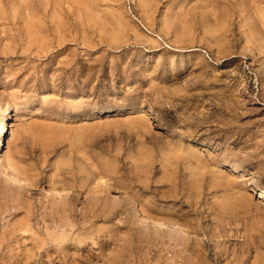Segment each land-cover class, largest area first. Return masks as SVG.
I'll return each instance as SVG.
<instances>
[{"label":"rangeland","instance_id":"1","mask_svg":"<svg viewBox=\"0 0 264 264\" xmlns=\"http://www.w3.org/2000/svg\"><path fill=\"white\" fill-rule=\"evenodd\" d=\"M204 1L0 0V264H264V0Z\"/></svg>","mask_w":264,"mask_h":264},{"label":"bare ground","instance_id":"2","mask_svg":"<svg viewBox=\"0 0 264 264\" xmlns=\"http://www.w3.org/2000/svg\"><path fill=\"white\" fill-rule=\"evenodd\" d=\"M204 1V0H203ZM209 1V3H210V0H208ZM205 2V1H204ZM213 2V1H212ZM207 3V2H206ZM148 6V5H147ZM207 7V6H206ZM256 9H257V7H256ZM262 10V9H261ZM6 12V11H5ZM244 12V11H243ZM253 12H255V11H253ZM215 13H216V11H215ZM215 13H214V16H215ZM223 13V12H222ZM263 13H264V11H263ZM226 14V13H225ZM210 15H211V13H210ZM218 15V14H217ZM229 15V14H228ZM256 15V14H255ZM259 15H262V14H260L259 13ZM187 15H185V17H186ZM208 16V15H207ZM184 17V15H183V20L181 19V23H182V21L183 22H186V20L184 19L185 18ZM225 17V16H224ZM226 17H227V14H226ZM248 17V16H247ZM259 17V16H258ZM261 17V16H260ZM207 18V17H206ZM209 18H211V17H209ZM214 18V17H213ZM218 18V17H217ZM216 18V19H217ZM221 18V17H220ZM264 18V17H263ZM262 18V19H263ZM188 19V18H187ZM212 19V18H211ZM223 19V18H222ZM226 19V18H225ZM227 19H228V17H227ZM246 19V18H245ZM250 19V18H249ZM207 20V19H206ZM205 20V21H206ZM224 20V19H223ZM246 20H248V19H246ZM259 20V19H258ZM208 21V20H207ZM211 21V20H210ZM209 21V22H210ZM217 21V20H216ZM220 21H221V19H220ZM227 21V20H226ZM226 21H223V24L224 25H227V24H225V23H227ZM250 21V20H249ZM190 22V21H189ZM209 22H205V23H207L208 24V27L210 26L209 25ZM212 22V21H211ZM214 22V21H213ZM225 22V23H224ZM232 22V21H231ZM260 22H262L261 20H260ZM180 23V24H181ZM215 23V22H214ZM245 22L243 21V24H244ZM249 23H251V22H249ZM263 23H264V20H263ZM183 24H185V23H183ZM211 24V23H210ZM217 24H218V26H219V23L217 22ZM222 24V23H221ZM221 24H220V28L219 29H221ZM248 24V23H247ZM246 24V25H247ZM257 24H259V23H257ZM188 25H190V23L188 24ZM212 26H214L213 25V23L211 24ZM216 25V24H215ZM245 25V26H246ZM262 25V24H261ZM180 26V25H179ZM264 26V25H263ZM262 26V27H263ZM187 26H185V28H186ZM211 27V26H210ZM225 27V26H224ZM224 27H222V29L224 28ZM247 27H248V25H247ZM254 27H256V26H254ZM260 27V26H259ZM178 28H180V27H178ZM184 28V27H183ZM182 28V29H183ZM206 28V30H207V26L205 27ZM251 28V27H250ZM250 28H248V29H250ZM258 28V27H257ZM212 29V28H211ZM218 29V30H219ZM186 30V29H185ZM184 29L183 30H181V31H179V32H182L183 33V31H185ZM208 30H210L209 28H208ZM213 30V29H212ZM215 30H217V27H216V29ZM224 30H225V28H224ZM224 30H222L223 32H224ZM256 31H258V30H256ZM186 32V31H185ZM219 33H220V31H218ZM250 32H252V31H250L249 30V33ZM263 32V31H262ZM190 33V32H189ZM215 33H217V32H215L214 31V34ZM179 35L180 33H176V35ZM185 34H187V35H189L187 32L185 33ZM252 34H253V32H252ZM183 35H184V33H183ZM224 34L222 33V36H223ZM250 35V34H249ZM259 35H262L261 33L259 34ZM180 37H181V39L179 38V40H182V39H184V38H182V35H179ZM225 36V35H224ZM223 36V37H224ZM253 36V35H252ZM257 36V35H256ZM250 37V36H249ZM252 38V37H251ZM256 38V37H255ZM259 38H261V37H259ZM259 38H257V41H256V39H254V38H252V39H254L255 40V42L257 43L258 42V40H259ZM264 38V36L261 38V40ZM175 39H178V36H177V38H175ZM215 39H217L216 37H215ZM249 39V38H248ZM222 40V39H221ZM260 40V42H263V40L261 41ZM218 41H220V39L218 40ZM259 42V43H260ZM218 43V42H217ZM258 43V44H259ZM257 44V45H258ZM262 44V43H261ZM261 44H259V45H261ZM258 45V46H259ZM263 46H264V42H263V44H262ZM262 46V47H263ZM261 48V47H260ZM262 49V48H261ZM263 50H264V48H263ZM260 51V50H259ZM11 114H13L12 113V110H11V108H9V107H5V108H0V124H1V126H0V165L2 166V168H4V171L6 172V173H9L11 176H13V177H16V172H15V170L16 169H14L13 167H12V165H9V163H6L5 162V160H4V156H5V150H4V147H5V137H6V135L9 133V129H10V124H9V117H10V115ZM6 131V134H5V136H3V134H4V132ZM193 154V153H192ZM1 168V169H2ZM18 171V170H17ZM52 188H60V185H58V184H56V183H52ZM61 190V189H60ZM57 191H59V190H57ZM129 198V197H128ZM132 200V199H131ZM67 210V209H66ZM69 212V211H68ZM72 212V211H71ZM105 212V211H104ZM64 213V212H63ZM66 215V214H65ZM70 217V216H69ZM67 219V218H66ZM161 220V219H160ZM66 221V220H65ZM166 221V220H165ZM64 223V222H63ZM160 227H161V229H166L167 227H166V225H165V222H160L159 224H158ZM176 226V225H175ZM155 227H157V225L155 226ZM160 231V230H159ZM174 231V230H173ZM257 250V249H256ZM198 253V252H197ZM205 256H206V254H204ZM262 255V254H261ZM202 256V255H201ZM256 257H258V256H256ZM260 258H262V256L260 257ZM197 259V258H196ZM257 260V259H256ZM260 260V259H259ZM198 261V260H197ZM191 262V261H190ZM192 263H193V261H192ZM196 263V262H195ZM198 263V262H197ZM196 263V264H197ZM257 263V262H256ZM206 264H208V263H206Z\"/></svg>","mask_w":264,"mask_h":264}]
</instances>
